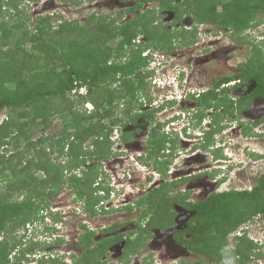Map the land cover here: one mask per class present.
I'll return each mask as SVG.
<instances>
[{
    "label": "trees",
    "instance_id": "trees-1",
    "mask_svg": "<svg viewBox=\"0 0 264 264\" xmlns=\"http://www.w3.org/2000/svg\"><path fill=\"white\" fill-rule=\"evenodd\" d=\"M22 1L32 0H0V112L8 110L0 123V264H20L29 261L37 247L44 251L48 245L66 242L64 236L50 243L24 240L22 233L28 223L45 220L43 211L51 207L52 197L63 188L77 195L75 201L84 202L89 216L98 213L96 206L103 198L98 189L108 193L111 190L104 182L107 173L102 161L112 156L114 127H120L122 132L127 122H134L140 115L151 117L159 109H144L153 98L146 80L153 74L149 69L150 57L143 54L148 48L171 52L190 46L199 41L202 23L215 26L216 34L227 30L231 42L248 45L251 54L241 63L238 74L215 81L199 98L200 103L206 108L223 107L228 115L236 108L242 109L232 103L230 90L217 91L224 82L236 77L244 81L254 78L257 83L251 96L243 97L248 105L254 95L264 98V39L245 34L264 22V0H131L137 4L128 10L139 11L122 23L91 15L84 23L56 16L60 18L54 24L55 17L48 15L36 19L33 28L29 27L31 15H25V8H20ZM145 2L155 4L142 9ZM162 11L173 12L175 20L170 24L156 23ZM187 17L196 22L190 28L184 23L176 24L185 22ZM140 35L143 39L137 42ZM81 86L87 87L86 94L74 92ZM86 101L92 102V110L83 107ZM122 101L126 106L119 109ZM56 118L62 120V128L47 134ZM39 128L42 134L33 139L32 134ZM244 133L252 134L251 127L245 125ZM123 134L127 140L130 133ZM88 140L93 141V147L85 144ZM169 140L175 141L162 131V124L154 127L151 142L157 148L151 156L164 175L171 159L160 161L157 154L168 147ZM54 153L65 159L59 161ZM252 153L253 158L264 157ZM73 169L80 174L67 175L66 171ZM88 171L91 173L87 174ZM99 177L103 179L97 186ZM167 190L164 183L137 200L138 206H147L141 222L146 218L148 221L146 226L140 224L138 230L128 234L124 252L128 258L146 246L154 236L153 228L166 229L173 223L172 203L184 202L167 195ZM191 206L196 212L185 229L190 235L178 239L191 251L201 257L210 256L216 263L232 258L247 264L252 259L264 258V244L249 236L247 230L240 231L256 216L264 215V172L251 189L213 193ZM51 214L56 215L57 221L62 220L60 212ZM45 228L53 234L57 232L54 225ZM86 230L79 235L78 242L83 252L72 254V262H67L64 255H53L51 250L43 253L39 264H103L102 257L109 253L114 238H124L104 236L96 243V232ZM233 233L231 247L229 239ZM200 260L194 264H202ZM174 264L191 263L181 260Z\"/></svg>",
    "mask_w": 264,
    "mask_h": 264
},
{
    "label": "flooded vegetation",
    "instance_id": "flooded-vegetation-1",
    "mask_svg": "<svg viewBox=\"0 0 264 264\" xmlns=\"http://www.w3.org/2000/svg\"><path fill=\"white\" fill-rule=\"evenodd\" d=\"M37 4L42 3V8H37L33 16L35 19H38L40 16H65L68 20H77L79 21L80 18L71 17L70 14H74L73 10H77L80 14V16H83V13H81L79 7H84V5L87 3L88 7L85 8V10H89V13H87L85 16L81 17L84 22L90 18L91 15H95L96 17H108L110 20H117L118 23H122L124 21H127L129 18L134 17L138 11H129L128 8L131 5H136L137 3L132 2L131 0H32ZM30 3V1H29ZM154 2H145L142 9H145L149 6L154 5ZM64 8L65 12L60 13L58 12L59 9ZM104 8V9H103ZM53 9L55 12H50V10ZM115 10H118L116 13H113ZM170 11H162V17H159L156 21V23L163 22L165 24L173 22L175 20V17H172V19L165 21L164 19L168 17ZM46 13V14H44ZM55 13H60V15H56ZM161 14V13H160ZM53 15V16H52ZM65 18V19H66ZM81 20V21H82ZM185 20V19H184ZM185 21H189L190 24L194 25L196 22L192 21L189 18H186ZM177 24L184 23L185 22H176ZM191 25V26H192ZM209 25V24H199L200 30H199V41L202 38V35H207V30L203 28V26ZM187 26V25H186ZM227 33V30H224ZM141 38V39H139ZM143 39L142 35H140L137 38V42H140ZM199 41L196 43L198 44ZM219 38L212 39L208 44H204V55L203 56H197V57H191L188 60V64L191 66V73L187 75V72L184 70L183 72L180 71L181 76L184 75L187 79L189 84H195L197 87L201 88L204 85L210 84L211 86L213 83L219 79H221L226 74H215L214 76L211 74L209 76L212 81L211 82H194V79H197L201 81L200 79L205 78H196V72H197V65L201 64H209L213 61H221V60H228V46L221 45V46H215V44H220L221 42ZM195 43V44H196ZM237 45H241L238 43H234ZM180 48H177L178 55L181 53ZM224 50V51H223ZM165 51L167 54L170 53V51ZM175 56L176 53H174ZM192 62H196L195 65ZM243 63V62H242ZM241 63H240V69L237 70L235 73L232 74H238L241 70ZM203 70V69H201ZM201 70H198L200 73V76H202ZM164 77L167 76V71L162 72ZM231 74V75H232ZM252 79H248L247 81H244L241 77H236L230 81L224 82L221 86L217 88L218 92H222L223 90H231L229 93V97L231 98L232 103L238 107H242V109H235L233 113L228 115V113H225L223 107L216 108L214 106L206 108L204 105H202L199 101V98L202 97V94L197 95L196 98L188 99L192 101V104L195 105L193 108H186L184 106L188 100H183L180 103H175L171 105L169 109L171 111L168 113V110H164L161 112L158 111H152L154 110V107L146 106L144 105V109H149L152 113L151 117H145L144 115H140L136 117V120L134 122L126 123L124 126H122V132L120 127L115 126L111 136L115 140V143L112 144V156H110L108 159H104L102 163L111 164V171L115 174L117 179H119L121 182H123V186L128 187V185L132 184L133 182H138L140 178L142 177V171L136 166L137 164H143L146 166V172H145V178L146 182L150 181L149 186L145 189H143L141 192L139 191L136 193L137 198L133 199L134 195L132 190H128V194L125 193L123 195V199L117 203L116 200L111 201L107 204V207L99 213L94 215L93 217L89 216L87 212L85 211V207L82 206L81 203H78V208L80 209L79 213H83L85 216L87 215L90 218H95V220H100L101 217L107 216L106 214L112 213V216L110 217L111 222L105 225H100L98 222L96 225L92 226L88 222H82L80 225V231L78 235L76 236L74 246L78 250V254H81L83 252V247L78 244L79 242V235L86 232V229H90L96 232V235L94 237L95 242H99L102 237H123L121 239L116 240L114 238L113 244L108 249V254H106L104 257H102L103 264H110V260H114L113 264H118L119 262L122 264H128L130 262L131 254L128 258V253H124L127 245V237L128 234H131L132 231L138 230L140 224H142V227L146 226L148 218H146L144 221L141 222V215L143 211L147 208L146 205H142L141 207L137 205V200L145 195L149 190H151L154 187H160L163 186L164 183H167L168 190L167 195H170L172 197H177L178 199H181L184 203H178L173 202L172 203V209L174 211L173 215V223L167 227L166 229H161L158 227L153 228L154 236L149 239L147 242L150 243L153 241L155 242L157 246L161 247V241H165L163 238H159L158 241L154 240L157 237V231L160 233L167 232L168 229L171 228H178L173 233V240L166 241V247L171 245H179L183 248H185L188 252L193 253L196 257H199L200 259H207L212 258L210 256H203L197 254L196 252L191 251L187 246H185L182 241H179L178 239L180 236H186L189 237V233L185 232V229L187 227L188 221L195 215L196 210L191 206L194 203L198 201H202L206 198H208L213 193L222 192L224 190H221L220 187L228 180L231 179L229 174H233L234 171L238 170L241 171L245 167V164H251L252 161H246L245 159L236 160L233 156V154H229L227 149L230 147L231 149L238 150L243 149V140H241L240 137L246 138L252 137V136H261L262 130H260L259 124H256L257 120L264 118V115L260 116L258 119H252L251 121L247 120L245 116H251L252 114H259L258 112H251L250 108L254 105L256 99L262 98V96L254 95L252 97V100L250 102V105H248V102L244 100L243 97L251 96V93H243L246 88L249 87ZM209 86V85H208ZM210 87V86H209ZM211 88V87H210ZM145 96V94H142L141 96ZM249 100V99H247ZM247 106L245 109H243V106ZM125 103H121L119 106L121 108L125 107ZM120 111V110H119ZM143 112L144 110H140ZM139 111V112H140ZM249 112V113H248ZM122 113V112H121ZM251 114V115H250ZM261 114V113H260ZM264 121V120H263ZM262 122V121H261ZM162 124V131L165 132L174 142H171L169 140L167 142L166 148H161L159 150L158 158L160 161H164L166 158H178V161L175 163V165L172 167L170 164V168L167 171V175L163 174V172L159 171L158 167L156 166L155 158L151 156V151L157 148L156 145H153L151 142V133L157 125ZM245 125H248L251 127L252 134L246 135L244 133L245 131ZM131 126V127H130ZM220 128V130H216L217 128ZM229 127H231V130H227ZM123 132H129L128 139H123L124 134ZM230 132L231 135L238 136L239 138L234 141L235 139L233 136L228 135L227 133ZM264 132V131H263ZM218 134L220 135V138L217 137ZM146 135V137H145ZM142 137H145L144 140H142ZM93 146V144H91ZM246 153L249 157L253 158V153H258L255 151L254 148L250 147L249 144L245 145ZM172 161V159H171ZM173 162V161H172ZM115 164V165H114ZM128 165V167H126ZM135 165V166H134ZM139 175V176H138ZM128 182L126 184L125 182ZM255 182V181H254ZM95 185H99L96 184ZM115 185V184H114ZM113 185V187H114ZM147 186V185H146ZM252 188V186H251ZM250 188V189H251ZM236 189L233 187H229L226 190ZM246 188H239L238 190H243ZM143 191H146L145 193ZM113 193L118 196L119 194L118 190L113 188ZM139 195V196H138ZM134 207L133 210H129L130 207ZM129 207V208H128ZM133 212H137L138 214L136 220L130 221L128 220V216H130ZM125 218V220H124ZM182 218H186L185 220H181ZM179 222L183 223V226L179 225ZM82 225H86V228H83ZM183 231V232H182ZM182 232V234H181ZM180 234V235H179ZM123 235V236H122ZM136 235V232L133 236ZM66 238V237H65ZM68 242L66 238V242L63 244H66ZM50 243V242H47ZM154 243V245H155ZM146 244V246H147ZM61 246V245H60ZM69 246V244H68ZM68 246H65L67 248ZM146 246L144 248H146ZM56 247V246H54ZM54 247L48 245L44 251H51ZM165 247V248H166ZM168 247L166 250H159L158 251V258L164 259L166 256H170V250H168ZM39 248V247H37ZM50 248V250H48ZM143 248V249H144ZM135 255H138V253H135ZM156 256V254H155ZM122 257V258H121ZM112 258V259H111ZM67 262H72L73 258L71 255V260H67ZM129 260V261H128ZM117 261V262H115ZM119 261V262H118ZM181 260H177L176 262H172V264L177 263ZM213 261V260H212ZM39 264V262L37 263ZM156 264V263H152Z\"/></svg>",
    "mask_w": 264,
    "mask_h": 264
},
{
    "label": "rangeland",
    "instance_id": "rangeland-1",
    "mask_svg": "<svg viewBox=\"0 0 264 264\" xmlns=\"http://www.w3.org/2000/svg\"><path fill=\"white\" fill-rule=\"evenodd\" d=\"M23 2V1H22ZM20 4V8H25V15H31V23L29 25V27H34V25L36 24V19L33 16L34 11L37 8H42L43 4H37L34 1H30V3L28 2H23ZM88 7V4L86 3L84 5V7H79L81 8L80 11L81 13H83V16H85L87 13H89V10H85V8ZM104 9V8H103ZM118 10H115L113 13H116ZM50 12H55L53 11V9L50 10ZM58 12L60 13H64L65 9L61 8L58 10ZM60 13H55L56 15H60ZM74 14H70L71 17H75V18H80L79 22L80 23H84V20L81 19L79 12L77 10H73ZM46 14V13H44ZM24 15V16H25ZM53 16V15H52ZM174 16L173 12H169L168 17L165 18L164 20H170L172 19V17ZM55 18H53V22L54 24L58 23V19L60 17H56L53 16ZM63 19H65L66 17L63 16ZM61 18V19H62ZM188 18V17H187ZM67 19V18H66ZM70 20V19H69ZM82 20V21H81ZM187 24H190L189 21L186 22ZM170 24V23H167ZM177 24V23H176ZM182 24V23H181ZM192 24H190L189 26H191ZM204 29L207 30V35L203 34L202 38L200 39L199 43L197 44H192L190 46H184L181 47L180 50V54L178 55L177 49L172 50L170 53H168V58H169V63H167V69H165V71H167V78L166 79H174V76L178 77V72H183L184 70L187 72V75L191 73V66L187 65L188 64V60L191 57H197V56H203L204 53V44H208L212 39H217L219 38L221 42L220 44H215V46H221V45H226L228 46V54L227 56L229 57L227 62L226 60H217V61H213L209 64H201V65H197V72H196V78L200 79V78H205V79H200L201 81L194 79V82L198 83L199 82H211L212 79L209 77L211 76V74L214 76L215 74H232L235 73L237 70L240 69V63L242 62H246L247 58L250 56L251 54V50L249 49L248 45H237V44H233L231 42V38H230V34L229 32L226 33V31H220L217 34L215 33V26L213 25H205L203 26ZM212 30V31H211ZM213 32V33H209V32ZM245 34H250L253 37L259 38V39H264V22L261 23L260 25H258L257 27L253 28V29H249L248 31H246ZM141 39V38H139ZM112 42L113 44L116 43ZM222 47V46H221ZM224 51V50H223ZM174 53H176L177 56L174 55ZM194 65L196 62H192ZM203 69V70H201ZM198 70H201L202 76H200V73L198 72ZM162 70H159V74L157 76L160 78H163L165 75H163ZM166 81V80H165ZM206 85H208L206 83ZM250 87V85H249ZM248 87V88H249ZM188 100V99H187ZM122 103H125V101H122ZM186 106V108H193L195 107L194 104H192V101L188 100L186 102V104L184 105ZM80 108H82V106H80ZM168 110V109H165ZM7 108H5L3 111L0 112V120H2L3 118H5L6 113H7ZM171 111V109H169L167 112L169 113ZM249 113V112H248ZM251 115V114H250ZM260 116L257 113L252 114L251 116H245L244 117L251 121L252 119H258L260 118ZM63 126L62 120L60 118H56V120L54 121V123L52 124V126L46 131L47 134H53L55 132H58ZM131 127V126H130ZM260 130H262V134L261 136H252L249 138H246V136H244V138L240 137L241 140H243V149H238V150H234L231 149L230 147H228L227 149H225L226 151L229 152V154H233L234 158L238 161L241 160L242 158L245 159L246 161H252V163L250 164H245V167L243 168L242 172L241 171H234L233 174H229V176L231 177V179H228L221 187V190H226L229 187H233L236 189H239L241 187L243 188H248L250 189L251 186L254 185V181L259 177V175L261 173L264 172V157H259V158H251L248 156V154L246 153V149H245V145L249 144L250 147L254 148L255 151L259 152L260 154H264V121L260 122L259 127ZM227 130H231V127H229ZM42 134V131L40 130V128L37 130H35V132L32 134V138L36 139L38 138L40 135ZM228 135L230 134V132L227 133ZM221 134H218L217 137L220 138ZM230 136H233L230 134ZM146 137V135H145ZM145 137H142V140H144ZM154 138V137H153ZM233 138L235 139L234 141H236L239 137L236 136V134L233 136ZM239 138V140H240ZM92 140V139H91ZM88 140L85 144H87L88 146H91L90 144H92L93 141ZM11 149H14L15 147L10 146ZM55 158H57L59 161L60 160H64L65 158L63 157H58L57 153L53 154ZM170 159H172L171 161V166L173 167L175 165V163L178 161V158H173L171 157ZM115 165V164H114ZM135 166V165H134ZM140 171H142L141 174V178L140 180H138V182H133L132 184L128 185V187L123 186V182H121L119 179L116 178L115 174L113 172H109L111 171L110 167L111 164H107L106 165V169H108V173L106 175V177L109 179L105 180L107 184L113 183L114 182V188L116 190H118L119 192V197L117 198L116 202L119 203L122 199H123V195L125 193L128 194V190H132L134 197L133 199L137 198L136 193H138L139 191L141 192L143 189L147 188L149 186L150 181L146 182V178H145V170H146V166H144L143 164H137L136 165ZM170 166V167H171ZM105 168V165L103 166ZM126 167H128V165H126ZM90 174L91 171H88L87 174ZM94 173L92 175H90V177H93ZM139 176V175H138ZM126 184H128V182H125ZM147 185V186H146ZM85 186H88V183H85ZM144 193L146 191H143ZM75 193L65 187L63 188L58 194H56L55 196L52 197V201H51V205L53 208H55V212L58 211L61 214L62 220L57 221L56 220V215L55 214H51L50 216V221H48V224L50 226L54 225L55 228H57V232H55L54 234H52V237L55 236H64L67 238L68 242L66 244H62L61 246H56L54 247L52 250L53 255H64V258H67V260H71V255L72 254H76L79 255L78 250L75 248L74 246V242L76 239V236L78 235L79 231H80V225L82 224V222H88V224L90 223L92 226L96 225V223L98 222L100 225H105L111 222V216L112 213H110L109 215L106 214L107 216L105 217H101L100 220H95V218H90L87 215L85 216L83 213H79V206L78 203L76 204L75 201ZM139 196V195H138ZM53 212V213H55ZM137 212H133L130 216H128V220L133 221L136 220V218L138 217L136 214ZM186 218H182L181 220H185ZM125 220V218H124ZM180 226H183V223L179 222ZM244 230L248 231L249 236H251L252 238H254L256 241H259L260 243L264 244V215H259L256 216L252 221H250L249 223H247V225H244ZM240 231H243V229H240ZM234 234H231L230 239H229V245L231 247L234 246ZM44 237H46V235L44 236V234H42L41 240L39 241H44L50 238H46L44 239ZM163 238L165 241H161V247L157 246L156 243L154 245L153 241H151L150 243L147 244L146 248L142 249L138 255L133 254L131 256L130 262L128 264H152V263H156V264H172V262H176L177 260H185L191 264H194L195 262H197L198 260H200L199 257H196L193 253L188 252L185 248L179 246V245H171V246H167L168 250H170V256H166L164 259H160L158 258L157 254L159 250H166V241L168 240H173V235L168 233V232H162L160 233L159 231H157V237L156 241L159 240V238ZM37 238V239H39ZM69 244V246H68ZM65 246H68L67 248H65ZM166 247V248H165ZM48 250H50V248H48ZM156 254V256H155ZM112 259V258H111ZM202 262V264H240L238 262H236V260L232 259V258H227L224 261L220 262V263H216L212 260H210V258L207 259H201L200 260ZM114 260H110L109 263L113 264ZM117 262V261H115ZM119 262V261H118ZM38 262H35L33 264H37ZM70 263V262H69ZM117 264V263H116ZM118 264H122V263H118ZM247 264H264V258H255L252 259L250 262H248Z\"/></svg>",
    "mask_w": 264,
    "mask_h": 264
},
{
    "label": "clouds",
    "instance_id": "clouds-1",
    "mask_svg": "<svg viewBox=\"0 0 264 264\" xmlns=\"http://www.w3.org/2000/svg\"><path fill=\"white\" fill-rule=\"evenodd\" d=\"M186 25H187L188 28L191 27V26H189L190 24L186 23ZM145 52H147V54H145ZM143 54L145 56H149L150 57L149 58L150 59L149 69L151 71H153V74L146 78V80L149 82V90H150L151 96L153 98H152V102L151 103H146L145 105L159 108L158 112L164 111L165 109H168L171 105H173L175 103H180L183 100L196 98L197 95H200V94H203V93L209 91L210 87H212L210 84H208L210 87L208 85H204L201 88L197 87L195 84H189L187 79L185 78V76L184 75L181 76L180 72H178V77L174 76V79H171V80L166 79L167 77L166 78L165 77L160 78L161 76L157 78V76L159 74V70H162V72H165V69H167V63L170 62L169 58H168V54L165 51L157 50V49H154V48H148L147 50H145L143 52ZM153 62H156V63H153ZM254 81L255 80L252 79L250 85H252ZM245 90H247V88ZM251 92H249V93H251ZM81 94H86V93H81ZM183 94H185L186 96L185 97L184 96L179 97L180 95H183ZM169 95H172L173 97H170ZM83 107L85 109H87V110H92L93 109V104L90 101H86L85 104L83 105ZM4 119L5 118L0 120V123H2ZM111 139L115 143V140L112 138V136H111ZM91 147H93V146L91 145ZM103 166H104V164H103ZM72 172L80 174V171L76 170V169H73L71 171L70 170L66 171L67 175L71 174ZM106 173H108V171H106ZM106 180H108V182H109V179L107 177H106ZM104 182H105V184H107L106 181H104ZM100 184H101V182L99 183V185ZM108 185L111 188L109 193L106 190H104V189L103 190L105 192L103 194H99V190L100 189H98L97 193L99 195L103 196L102 200H106L108 202H111V201L116 200L119 196H116V195L112 196L114 187H113V185L111 183L108 184ZM117 195H119V194H117ZM76 196L77 195H75V198H76ZM77 203H81L82 206H84V202L82 200L76 201V204ZM99 204H100V202L96 206L97 209H98V205ZM48 210H49V215L50 216H51V213L55 212V210H53L52 205H51L50 208H48ZM98 211H99V209H98ZM56 212H58V211H56ZM99 213H100V211H99ZM45 218H46V215H45ZM42 222L44 223L45 226H47V225L50 226L48 224V222H46V220H44V221L42 220ZM241 229H244V227H242ZM22 233L25 234L24 240H31L32 239L35 242L41 240V238H39V239H34L33 237L28 238L26 229L22 230ZM42 234H44V236L46 235V237L50 238V239L44 240L43 242H51L52 240H55V238L58 237V236L52 237L53 233L47 231L46 228H45L43 233H39V237H42V236H40ZM44 239H46V238H44ZM43 253H48V252L47 251H42L41 249L37 248V249H35V251L33 253H31L29 255V257H30L29 261H22L20 264H33L35 262H38V260L41 258Z\"/></svg>",
    "mask_w": 264,
    "mask_h": 264
},
{
    "label": "built area",
    "instance_id": "built-area-1",
    "mask_svg": "<svg viewBox=\"0 0 264 264\" xmlns=\"http://www.w3.org/2000/svg\"><path fill=\"white\" fill-rule=\"evenodd\" d=\"M145 54H147V52H145ZM158 59V58H157ZM153 63H156V62H153ZM74 92H79V93H86L87 92V87L86 86H81L80 88H75ZM170 97H173L172 95H169ZM182 96H186L185 94L183 95H180L179 97H182ZM105 165V170L106 171H109L108 169H106V163H104ZM117 178V177H116ZM103 178L102 177H99L96 184H99L101 182ZM112 185H114V182L111 183ZM105 191L103 189H100L99 190V194H103ZM115 194L112 193V196H114ZM109 202L106 201V200H101L100 201V204L98 205V209L99 211L101 212L105 207H107V204ZM53 210H55V208H53ZM43 213L46 215V222L50 221V215H49V210L46 209L45 211H43ZM27 237L30 238V237H33L34 239H37L39 238V233H43L44 230H45V225L44 223L41 221V220H38L37 222H30L28 223L27 227ZM42 236V235H40ZM44 238H47V237H44Z\"/></svg>",
    "mask_w": 264,
    "mask_h": 264
},
{
    "label": "water",
    "instance_id": "water-1",
    "mask_svg": "<svg viewBox=\"0 0 264 264\" xmlns=\"http://www.w3.org/2000/svg\"><path fill=\"white\" fill-rule=\"evenodd\" d=\"M185 22H187V21H185ZM256 86H257V83H256V81H254L253 84L250 85V87L247 88V90H245L243 93H248V92L253 91ZM250 111L251 112H258L259 115H264V98H260V99L257 98L254 105L250 108ZM176 229H178V228H171V229H168L167 232L173 235V233L176 231Z\"/></svg>",
    "mask_w": 264,
    "mask_h": 264
}]
</instances>
